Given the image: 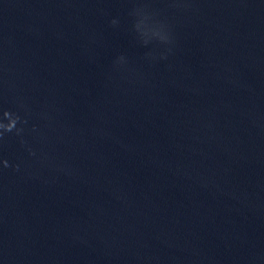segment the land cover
I'll list each match as a JSON object with an SVG mask.
<instances>
[{
	"label": "water",
	"instance_id": "1",
	"mask_svg": "<svg viewBox=\"0 0 264 264\" xmlns=\"http://www.w3.org/2000/svg\"><path fill=\"white\" fill-rule=\"evenodd\" d=\"M0 264H264V0H0Z\"/></svg>",
	"mask_w": 264,
	"mask_h": 264
}]
</instances>
